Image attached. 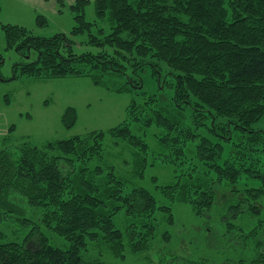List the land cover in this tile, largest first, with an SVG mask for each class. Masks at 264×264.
<instances>
[{
  "label": "trees",
  "instance_id": "trees-1",
  "mask_svg": "<svg viewBox=\"0 0 264 264\" xmlns=\"http://www.w3.org/2000/svg\"><path fill=\"white\" fill-rule=\"evenodd\" d=\"M91 4L99 22L87 21ZM68 7L71 36L43 38L0 22L6 50L33 57L14 66L13 80L89 78L115 93L136 91L137 99L126 108L127 120L108 131L43 147L25 141L18 160L11 151H0V225L18 216L33 228L23 242L8 241L0 229V264H107L101 256L85 258L90 244L105 242L118 259H125L127 250L144 255L153 248L160 223L174 225L172 207L152 192L127 186L114 169L91 167L101 159L107 137L144 153L133 170L142 177L159 159L147 138L171 149L173 160L156 163L180 174L176 183L157 186L159 194L190 205L208 221L219 187L228 188L219 248L235 255L223 264H264V220L252 229L242 224L264 213V130L254 129L264 118V0H76ZM37 23L47 20L38 16ZM78 47L96 52L78 53ZM147 74L155 91L144 90ZM117 78L123 87L116 86ZM77 121V109L68 107L63 125L73 128ZM13 196L39 210L40 220L27 219ZM122 211L129 224L120 230L115 219Z\"/></svg>",
  "mask_w": 264,
  "mask_h": 264
},
{
  "label": "rangeland",
  "instance_id": "rangeland-1",
  "mask_svg": "<svg viewBox=\"0 0 264 264\" xmlns=\"http://www.w3.org/2000/svg\"><path fill=\"white\" fill-rule=\"evenodd\" d=\"M74 1L0 0L2 6L0 22L25 27L34 36L43 38H52L59 34L71 36L74 20L68 6ZM38 16H44L47 23L39 25ZM86 18L91 23L100 21L93 4L87 8ZM83 39L84 37L76 38L78 42ZM76 51L78 53L96 52L93 48L85 47H78ZM0 56L3 58L0 66V151L2 149L11 151L16 160L19 159L18 149L22 142L28 141L43 147L48 142L67 140L92 131H108L120 125L127 120L126 108L135 101V98L137 99L136 91L115 93L113 90L96 87L89 78L49 81L27 78L13 80L14 66L32 61L33 57L23 58L16 50H6L4 36L0 39ZM149 76V74L144 76V90L155 91L156 84ZM115 80L118 88L125 85L123 79ZM68 107L76 108L78 111V121L73 128L65 127L62 122V116ZM254 129L264 130V118L254 126ZM133 130L135 131L134 127ZM135 132L138 136L142 135L140 131ZM150 132L148 131L147 136ZM154 132L159 133L157 130L152 131ZM145 134L142 135L144 139H146ZM5 138L6 140L3 141ZM147 142L154 149L155 160L164 157L174 159L175 155L171 153V149L161 147L157 138L149 137ZM103 152L101 159L95 160L96 163L91 165L92 168L114 169L117 175L125 180L127 186L146 188L155 195L160 204L172 207L175 222L174 225L160 223L156 239L152 243L153 248L144 255H136L127 250L126 258L118 259L111 253V248L100 241L89 245L84 253L87 260L101 256L107 264H169L171 260L176 261L175 264H187L207 258L210 264H223L225 260L235 255L233 250L224 251L219 248L222 231L218 224L221 221V215L226 211L225 200L229 198L228 188L219 187L218 200L212 212L213 218L208 221L206 216H197L190 205L171 203L159 194L157 186L163 187L176 183V177L180 174V172L177 173V169L173 171V168H168L170 167L168 165H158L156 163H160L158 159L153 167L147 169L144 177L138 176L135 171L133 173L136 165L134 161H138V157L144 153H138L136 148L130 147L122 140L115 141L109 137L104 142ZM190 152L185 151L188 159L193 157ZM147 155L153 158V155ZM135 170H137L136 167ZM154 179H157V183ZM13 200L26 209L27 219L35 222L40 220V211L30 208L25 199L13 196ZM260 220H264V213L247 219V222L242 224L246 229H252ZM22 221L20 217L13 216L0 225L8 241L23 242L27 238L33 228H27ZM127 221L128 217L125 216L124 211L120 212L115 219L117 228L124 229ZM208 228L212 229L209 235L206 234ZM167 233L170 237L168 241L167 238L164 240ZM234 239L232 241L236 242L237 240ZM54 241L59 246L68 245L62 240Z\"/></svg>",
  "mask_w": 264,
  "mask_h": 264
},
{
  "label": "crops",
  "instance_id": "crops-1",
  "mask_svg": "<svg viewBox=\"0 0 264 264\" xmlns=\"http://www.w3.org/2000/svg\"><path fill=\"white\" fill-rule=\"evenodd\" d=\"M75 1H76V0H75ZM75 1H74V2H75ZM74 2H73V3H74ZM70 5H71V4H70Z\"/></svg>",
  "mask_w": 264,
  "mask_h": 264
}]
</instances>
